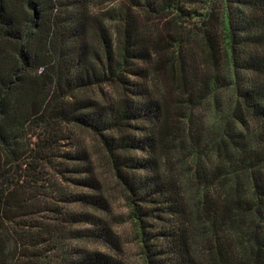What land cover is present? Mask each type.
<instances>
[{"label": "trees", "instance_id": "16d2710c", "mask_svg": "<svg viewBox=\"0 0 264 264\" xmlns=\"http://www.w3.org/2000/svg\"><path fill=\"white\" fill-rule=\"evenodd\" d=\"M109 2L0 0V264H128L95 142L143 264H264V0Z\"/></svg>", "mask_w": 264, "mask_h": 264}, {"label": "rangeland", "instance_id": "374dc122", "mask_svg": "<svg viewBox=\"0 0 264 264\" xmlns=\"http://www.w3.org/2000/svg\"><path fill=\"white\" fill-rule=\"evenodd\" d=\"M102 6L103 9H109L111 7V4L109 0H102ZM90 141H92V138H90ZM95 145L96 154L94 158H96V160L98 161L100 171H102V173L104 174L103 179L106 183L107 193L113 205L111 222L114 225L115 230L121 232L127 241L126 260L128 261V264H143L138 249L139 247L135 242V232L131 220L128 216V203L115 178L112 177V174H110V172L106 168V155L104 150L96 142ZM98 249H100L102 252L108 253V250L105 248V246H98Z\"/></svg>", "mask_w": 264, "mask_h": 264}]
</instances>
